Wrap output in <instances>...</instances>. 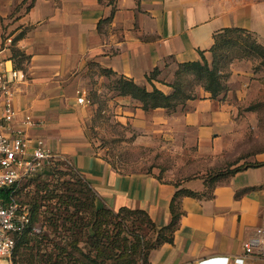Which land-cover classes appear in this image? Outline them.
Instances as JSON below:
<instances>
[{"label":"crops","instance_id":"obj_1","mask_svg":"<svg viewBox=\"0 0 264 264\" xmlns=\"http://www.w3.org/2000/svg\"><path fill=\"white\" fill-rule=\"evenodd\" d=\"M30 2L0 0V61L6 70L14 67L25 74L13 87L12 126L27 116L36 120L38 125L24 135L28 151L42 140L47 149L67 157L94 192L98 207L142 210L155 225H167L174 193L201 194L203 179L183 180L175 187L152 174L121 173L87 141V105L77 104L78 92H86L95 75L101 81L123 77L147 91L170 95L179 64L202 62L201 53L211 61L217 32L242 29L264 46V0H34L26 9ZM15 38L8 46L6 41ZM15 52L25 56L19 65ZM155 69L156 78L147 82ZM101 70L115 76L101 75ZM246 79L245 72L232 70L220 101L202 93V99L187 101L172 114L165 109L145 112L139 102L113 91L109 108L117 122H128L136 132L137 145L176 137L187 147L219 156L225 135L236 126ZM3 105L0 98V114ZM249 163L263 165L217 182L210 198L179 199L182 215L173 242L151 251L149 264H242L243 244L264 228V150ZM244 262L264 264L253 257Z\"/></svg>","mask_w":264,"mask_h":264},{"label":"trees","instance_id":"obj_2","mask_svg":"<svg viewBox=\"0 0 264 264\" xmlns=\"http://www.w3.org/2000/svg\"><path fill=\"white\" fill-rule=\"evenodd\" d=\"M33 2L31 0L26 9ZM17 39L12 40V44ZM240 43L245 45L242 47L244 52L264 56V47L251 34L242 29H224L214 35V44L209 50L210 62L201 53L202 62L178 65L174 81L169 85L172 89L170 95L155 88L147 91L145 87L123 77H115L110 90L117 96L130 97L139 102L140 108L145 112L165 109L172 114L187 101L195 100L186 91V79L192 77L200 83L210 99L220 101L227 92V84L218 73L222 72V67L228 62L227 50ZM12 57L16 58L18 65L25 60L20 52L13 53ZM157 73V69L151 72L146 77L147 82L154 80ZM100 74L106 77L115 76L108 70H101ZM261 165L263 164L244 163L230 170L200 177L206 187L201 194L186 189L177 190L169 206L170 222L165 226H157L142 210L122 207L113 211L98 207L94 192L76 171L72 168L62 170L61 163L51 162L41 173L24 180L13 194L21 208L29 212L30 225L18 238L12 260L15 264H24L27 261L26 247L34 242L35 236L32 229L36 223H41L49 226L59 241L54 245V258L50 254L38 256L37 250L35 264H149L151 251L173 242L182 215L179 205L181 197L210 198L211 190L217 182L244 169ZM191 179L193 178L186 180ZM172 184L175 187L179 185ZM11 190H2V197L6 198ZM244 192H239L236 196ZM81 243L83 246L80 247Z\"/></svg>","mask_w":264,"mask_h":264},{"label":"rangeland","instance_id":"obj_3","mask_svg":"<svg viewBox=\"0 0 264 264\" xmlns=\"http://www.w3.org/2000/svg\"><path fill=\"white\" fill-rule=\"evenodd\" d=\"M243 46L240 43L227 50L228 62L218 73L226 82L232 70L245 72L247 78L245 94L238 103L234 119L236 126L225 135V150L221 155L199 152L195 146L187 147L176 137H161L155 144L137 145L136 132L128 122L126 125L117 122L114 110L109 108L110 85L114 79L101 81L95 75L87 86L89 104L83 112L84 134L92 149L121 173L152 174L164 183H180L248 164L252 156L264 150V56L246 53ZM186 83V91L195 100L202 99V93L206 92L200 83L192 77L187 78ZM34 228L37 232L32 230L34 242L26 247L27 263L24 264L33 261L35 264L37 250L38 256L50 254L53 257L54 245L59 241L46 224L36 223ZM79 246H83L82 243Z\"/></svg>","mask_w":264,"mask_h":264},{"label":"built area","instance_id":"obj_4","mask_svg":"<svg viewBox=\"0 0 264 264\" xmlns=\"http://www.w3.org/2000/svg\"><path fill=\"white\" fill-rule=\"evenodd\" d=\"M10 46L11 39L6 41ZM2 50L0 51L1 54ZM25 74L14 67L6 70L0 61V98L3 99V109L0 114V263L15 264L12 255L18 238L30 225L29 212L22 209L16 202L14 192L21 183L41 173L51 162L62 164V170L72 168L71 161L47 149L42 140L28 151L24 137L26 130L38 125L36 120L27 116L18 127L12 123L15 112L12 105L13 87L17 82L24 81ZM77 104L88 105L86 92H78ZM12 189L6 198L2 190ZM34 232L37 230L32 229ZM241 263L245 257H253L264 261V228L255 230L254 235L243 244Z\"/></svg>","mask_w":264,"mask_h":264},{"label":"water","instance_id":"obj_5","mask_svg":"<svg viewBox=\"0 0 264 264\" xmlns=\"http://www.w3.org/2000/svg\"><path fill=\"white\" fill-rule=\"evenodd\" d=\"M206 264H211V263H206Z\"/></svg>","mask_w":264,"mask_h":264}]
</instances>
